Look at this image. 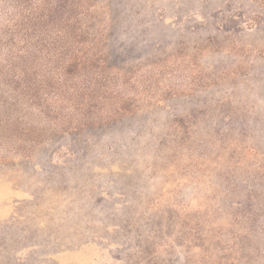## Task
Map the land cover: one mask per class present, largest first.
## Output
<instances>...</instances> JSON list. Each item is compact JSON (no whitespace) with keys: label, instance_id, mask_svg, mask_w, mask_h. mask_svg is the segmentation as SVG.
Segmentation results:
<instances>
[{"label":"rangeland","instance_id":"1","mask_svg":"<svg viewBox=\"0 0 264 264\" xmlns=\"http://www.w3.org/2000/svg\"><path fill=\"white\" fill-rule=\"evenodd\" d=\"M0 264H264V0H0Z\"/></svg>","mask_w":264,"mask_h":264}]
</instances>
